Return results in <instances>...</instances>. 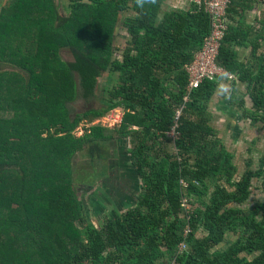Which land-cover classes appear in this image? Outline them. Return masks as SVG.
<instances>
[{
  "label": "trees",
  "instance_id": "obj_1",
  "mask_svg": "<svg viewBox=\"0 0 264 264\" xmlns=\"http://www.w3.org/2000/svg\"><path fill=\"white\" fill-rule=\"evenodd\" d=\"M69 1L67 18L53 0H8L0 15V264H264V200L250 204L255 179L264 193V152L257 169L249 161L241 171L212 125L218 82L187 89L185 68L210 33L204 5L190 1L161 18L167 0L143 9L135 0ZM259 1L232 0L227 21L240 22ZM129 11L130 40L115 57L117 25ZM261 16L254 34L229 26L216 64L247 84L252 107L238 92L231 101L264 127ZM62 47L72 61L59 57ZM236 47L251 48V65ZM106 73L116 85L96 108ZM78 101L86 104L82 113L73 110ZM114 110L123 112L119 126L73 134ZM114 140L131 144L140 190L127 211L114 207L96 225L82 214L73 158L83 153L93 167L109 162ZM229 234L236 241L221 251Z\"/></svg>",
  "mask_w": 264,
  "mask_h": 264
},
{
  "label": "rangeland",
  "instance_id": "obj_2",
  "mask_svg": "<svg viewBox=\"0 0 264 264\" xmlns=\"http://www.w3.org/2000/svg\"><path fill=\"white\" fill-rule=\"evenodd\" d=\"M190 1L191 0H167L163 7V13L162 15H160V17L162 18L163 14L166 11L170 12L174 9L188 7V2ZM5 2L6 0H0V9H2V4H5ZM53 4L54 8H56L54 12L56 14L58 13L60 17L67 18L70 15L71 11L69 0H53ZM132 15L133 12L129 11L127 12V14H122L119 19L114 35L115 57H121L120 55L122 54V51H124L128 41L130 40V37L128 36L124 28V21L125 19H127V17ZM8 40L10 42V37ZM59 57L65 62L73 60L69 47L60 48ZM6 69L9 71L13 69L15 70V68L11 66L7 67ZM16 71H19V69H17ZM115 85L116 80L110 79L108 73L104 74V76L99 79L98 87L96 90L98 102L95 101L93 103V105H96V108H100L102 106V104L99 102V99H103V101H107V103L109 102L107 91L111 90ZM72 107L74 111L82 113L86 107V104L84 101H78L74 103ZM122 116L123 112H121L120 110H114L109 115L95 120L93 124L82 122L73 134L77 137H82L89 131V129L93 125H101L104 127L113 128L117 127L122 120ZM217 121L218 120H216V122ZM221 131H224L222 135V141L225 143L226 147L230 149L234 155H236L235 163L239 165L240 170L245 171L247 168L246 165L249 161H252L253 163L252 168L257 169L260 157L264 152V127L261 124H252L250 120H245L243 122L241 130L236 134H232L231 132L228 133L227 130L223 129H220V132ZM43 137L46 138L47 134H44ZM116 145V148L123 146L122 143H117ZM123 147L127 151L131 147V144H126ZM122 158L125 160L124 157ZM122 158L118 160L119 165L123 160ZM73 160V175L75 176V180H77L75 181L74 185L77 188V195L83 204L82 214L88 222H92L96 225H102L105 217L110 215L114 206H116L121 212L124 211L125 208H128L129 205H132L128 203L124 195V193L126 192L125 190L129 188L128 185H126V180L123 181L124 176H122L121 173L118 174L120 177L119 181L118 175L115 173L116 168L119 169V165L117 166L115 163L111 162H105L102 164L100 162H97L93 167L90 166V164L88 163V159L83 155V153H79L78 155L76 154ZM103 165H107V168H105V170L102 167ZM125 167L132 169L129 158L128 161H126ZM102 171L110 175L106 180L103 176H98ZM77 176L80 179H78ZM263 200L264 193L262 191L261 182L260 180L255 179L253 181L250 204L255 205L257 202L262 203ZM15 208L16 207H14V209ZM3 222H5L4 218L0 220V226L3 225ZM80 226H82V224H80ZM203 235L204 233H199L200 237H202ZM234 241H236V237L231 236L230 234L227 235L226 243L221 245L219 249L221 251H226Z\"/></svg>",
  "mask_w": 264,
  "mask_h": 264
},
{
  "label": "built area",
  "instance_id": "obj_3",
  "mask_svg": "<svg viewBox=\"0 0 264 264\" xmlns=\"http://www.w3.org/2000/svg\"><path fill=\"white\" fill-rule=\"evenodd\" d=\"M193 1L197 5H204L205 10L211 18V26L210 33L208 37H205L203 40L202 46L200 50L196 52L194 60L185 68L188 76L187 89L189 93L199 89L204 81H217L220 78L233 81L237 78L235 74L227 72L216 64L220 43L222 39L226 37L230 26L226 18V12L232 0H205L203 3H200L199 0H191V2ZM187 101H189V96L185 97V102ZM182 109L177 111L175 127H178L177 123ZM189 232L190 231H188L187 234ZM186 250V245L182 244L180 252H186Z\"/></svg>",
  "mask_w": 264,
  "mask_h": 264
},
{
  "label": "crops",
  "instance_id": "obj_4",
  "mask_svg": "<svg viewBox=\"0 0 264 264\" xmlns=\"http://www.w3.org/2000/svg\"><path fill=\"white\" fill-rule=\"evenodd\" d=\"M8 0H6L5 4H2V9L5 7ZM1 8V7H0ZM187 8V7H186ZM0 9V15L2 12ZM185 9V7L183 8ZM264 11V3L263 0L259 1L256 9L253 11H249L244 15V18L241 21H233L229 20L230 26H233L234 29H242L241 34H250L249 30H253V34L255 31H258L260 28V19L262 18L261 14ZM239 54V60L250 63L252 61V51L251 48H237ZM264 52V47L261 49L260 53ZM259 53V54H260ZM250 60V61H249ZM218 86L220 83H224L228 91L221 92L219 87H217L215 93L212 95L209 101V111L213 116L212 125L218 130L219 137L222 139V135L224 131L220 132V129L227 130L228 133L236 134L242 128L243 122L248 119H244L241 113L240 108L234 103H232V97L234 92L241 93L244 96V100L248 108L252 107V102L249 96L247 95V84L242 82L237 77L235 80H226L225 78H220L218 81ZM214 109V110H213ZM213 110V111H212ZM216 120H218L216 122ZM234 136V135H232ZM225 144V143H224ZM228 149V148H227ZM232 152L230 149H228ZM236 157V155H234Z\"/></svg>",
  "mask_w": 264,
  "mask_h": 264
},
{
  "label": "flooded vegetation",
  "instance_id": "obj_5",
  "mask_svg": "<svg viewBox=\"0 0 264 264\" xmlns=\"http://www.w3.org/2000/svg\"><path fill=\"white\" fill-rule=\"evenodd\" d=\"M124 141H121V140H114L112 141L111 143H109V148H110V153H111V157L109 158V162L111 163H115L117 166L119 165V162L118 160L122 157L125 158V160L123 159L121 161V164L119 165V169L116 168V171L115 173L118 175V174H122V176H124V180H126V185H128V189L125 190L126 192L124 193L125 195V198L127 199L128 203L129 204H132L134 205L135 202H136V197L137 195L139 194V185H140V180L138 178V176L134 173V171L132 169H129V168H126L125 167V164H126V161H128V158H127V152L125 150V148L123 146H120L118 148L117 147V143H123ZM113 147V148H112ZM123 147V148H121ZM118 180L120 181V177L118 175ZM132 205H129L128 208H125L124 211H121L122 212H125L127 211L130 206ZM116 207V206H114ZM120 212V211H119Z\"/></svg>",
  "mask_w": 264,
  "mask_h": 264
},
{
  "label": "clouds",
  "instance_id": "obj_6",
  "mask_svg": "<svg viewBox=\"0 0 264 264\" xmlns=\"http://www.w3.org/2000/svg\"><path fill=\"white\" fill-rule=\"evenodd\" d=\"M135 2H136L137 7L143 9L145 7V5L155 4L156 0H135ZM218 87H219V90L221 92H227L228 91V88L224 83H220ZM121 122H122V120H121Z\"/></svg>",
  "mask_w": 264,
  "mask_h": 264
}]
</instances>
